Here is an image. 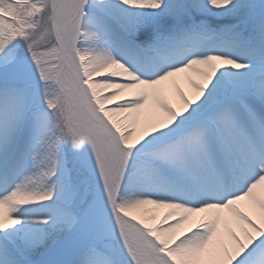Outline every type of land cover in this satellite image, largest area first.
Returning <instances> with one entry per match:
<instances>
[{"label": "snow or ice", "instance_id": "snow-or-ice-1", "mask_svg": "<svg viewBox=\"0 0 264 264\" xmlns=\"http://www.w3.org/2000/svg\"><path fill=\"white\" fill-rule=\"evenodd\" d=\"M0 264H264V0H0Z\"/></svg>", "mask_w": 264, "mask_h": 264}, {"label": "bare ground", "instance_id": "bare-ground-1", "mask_svg": "<svg viewBox=\"0 0 264 264\" xmlns=\"http://www.w3.org/2000/svg\"><path fill=\"white\" fill-rule=\"evenodd\" d=\"M178 83H179L180 87L183 88L185 91H189V87H188L186 81L181 79L180 81H178Z\"/></svg>", "mask_w": 264, "mask_h": 264}]
</instances>
